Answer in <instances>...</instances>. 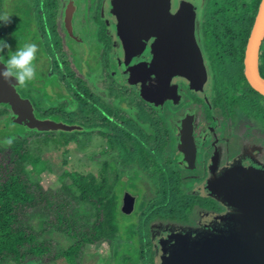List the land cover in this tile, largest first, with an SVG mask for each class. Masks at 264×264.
<instances>
[{
	"label": "rangeland",
	"instance_id": "374dc122",
	"mask_svg": "<svg viewBox=\"0 0 264 264\" xmlns=\"http://www.w3.org/2000/svg\"><path fill=\"white\" fill-rule=\"evenodd\" d=\"M58 1L59 0H56V3H58ZM204 1L205 0H203V2ZM75 2L77 4V10L73 16V28L75 32L83 37L84 41L82 44L75 43L67 36H60L59 34L53 33V31L49 32L42 24V21L44 20L43 18L34 15L31 19V0H4L3 6L1 7L2 11L7 12L10 16L15 8L22 13V18L31 19L30 22L33 24L34 28L43 29L44 31L42 37H38L37 44L35 43V38H30L29 33L31 30H26L19 35L18 32L12 28V24L8 23V26H11V28H9L10 30L7 32L8 35L6 36H9L10 40L13 36L22 37L20 39L22 42L18 43L15 47L13 42L10 43L12 52L13 50L18 49V47H23L26 43H35L39 48L37 59L35 61L37 66L36 78L29 82L27 86L17 85V91L20 92V94H25L26 97L29 98L34 104L35 112L38 111L39 113V111H42L49 106H61L63 112H50L43 116L47 115L49 116L48 118L52 120H60L65 123L76 124L82 127L80 130L72 131L58 129L52 131L53 133L48 136H44V134H42L43 136H29L27 140L29 150L39 148L40 151L37 154L41 157V160H46L48 163L47 166H39L46 167L41 174L32 172L30 176L31 179L38 180L43 189L54 191L59 188L60 180L69 181L67 176L62 177L63 171L65 170L78 171L81 173L88 172L99 175L98 173L103 164L107 165L109 168H116L118 167L116 164L120 165V160L122 161L123 156L127 158V160L124 161L128 162L130 160L129 153H120V149L129 148V146L132 148L140 147L137 138H140V142L150 141L148 138L150 133L147 134L145 130H150L154 125L153 120H157L158 124L161 126L163 125L162 127L168 131V137H171L172 144L171 141H169V143L162 148V152L164 153L165 159L172 162L180 172L179 187L183 193L195 192L198 194L196 190L199 187L203 192L214 194L218 191L220 196L226 197L228 195L227 193H231V191L227 190L228 186H231L232 188L239 187L238 184L234 185L229 181V178L234 174L236 175V177H234L235 179H240V175L242 174L251 175L252 177L255 176L254 178L256 181L264 183L263 173L254 175L247 168H242L238 165L226 167V169L222 170L220 176L217 177V180L213 177H209L207 180L200 182L194 180V176L195 173L202 172V168L200 169L195 165L193 166L191 164V161L193 160L184 155L183 158L180 157L184 165H177L174 162V159L176 158L174 157L173 122L175 121L176 114L178 115V113H181L184 107H190L188 105L189 103L186 102L190 101L192 105L197 103L199 109L206 112V115H209V105L207 104V101H210L211 97L214 99L215 94L218 92V94L221 95L224 94L225 91L228 92L230 89L232 90L234 88L233 84H223L224 77H222V83L207 81V84H197L198 82L195 81L197 83L194 84H197L199 87H194L196 88L195 91H191V88L186 91L185 89L181 90L177 88V85L168 88L169 85H163L156 76H145L144 78L139 79L138 75L130 74L128 71H125V74H123L118 67L106 62V53L108 50L105 52V46H109L107 43L110 44V37L108 33L104 34L100 28L102 24L105 25L106 17L110 14L106 11V8L104 7L105 5L100 2V0H75ZM208 2L221 3V0H209ZM214 8L215 7H212V4H208L205 9L202 10L201 15L205 20L209 17V14L213 12ZM26 11H29V17L27 16ZM99 13L100 16L98 15ZM101 14H103V16ZM211 16L212 15L210 14V17ZM55 21L56 19L54 20V23ZM48 23H50V21ZM50 24L52 25V22ZM207 30L208 34L213 33L212 26L207 27ZM202 47L204 50L206 49V51L209 49L212 50V44L208 38L205 40ZM8 55L9 50L7 52L4 50V53L1 54L4 63L7 62ZM54 59L56 60L55 62ZM77 78L83 79L87 88L88 86L93 87V85L96 84V86L103 89V91H101L102 93H100V91L99 93H96V90H92L90 92L92 93V96L90 95L86 101L84 100V108L81 103L74 99L75 96L73 95V92L76 89H73L74 87L70 84V80H75ZM244 83L245 82L240 80L238 82L239 86L234 88V90L238 88L237 92L239 93H235L237 96L226 94L225 97H219L216 100L212 99V104L215 106V111L213 110L214 116L216 115L219 119H223L221 117L222 112H224V116H231V119L223 120L225 124L224 134H228L227 142H229L228 145L231 149H233L234 144L240 143L236 137L241 140H245L246 138L251 141H256L252 133L251 135L248 134L247 136H244V128L249 123L248 119H250L254 128L264 132V98H257L254 94L247 91L241 96H238ZM174 93L177 94L178 99H175ZM110 96L119 97V99L124 101L130 107V111L134 112L135 119L134 115H122V112H118V115H114V120L109 117V120H106L101 116V118L99 117L100 119H95V115L99 116V114H101L100 111L107 106L110 107V109L114 108L113 110H116L117 107L120 111L119 106L115 107V104L108 101L109 99L107 97ZM242 96H244V98H241ZM184 100L185 102H183ZM174 104L175 106H173ZM141 106L147 107V110L139 109ZM123 111L126 113L125 109ZM44 112L46 113L47 111ZM198 112L200 115V111ZM8 114L10 113L8 112ZM4 116L0 117V119L2 120ZM84 118L88 120L82 122ZM208 118H212V116L209 115ZM236 119L239 120L240 127H235V124L233 125V123L237 122ZM213 123H215V121ZM88 125H92L94 128L89 130ZM216 126L220 128V122H217ZM26 127L27 126L23 124L2 120L0 123V139L12 137L13 135L16 136V134L19 135L20 133L24 134V132L27 131L30 133L28 130L29 127ZM237 131H240V133L244 132L243 136L238 137L236 135L233 137L232 135L237 134ZM125 139L126 142L123 143ZM114 143L119 144L117 146L119 153L118 156L112 149ZM143 150L145 149H142V153L145 154ZM149 157H151V153L149 154ZM137 162V160H131L130 165H133V168L137 167L139 166V164H136ZM135 169L140 168H134V171ZM210 169L212 170L213 168ZM110 170L106 169L108 178L111 177ZM134 171L122 170L121 175H119V180L117 181L118 193L121 192V190H126L137 197L135 208L131 214L127 215L123 212H119L115 218V225L117 228L116 237L118 238V241L116 240L112 243L111 240L106 239L102 240L98 245L86 244L78 264H136L138 262L139 244L141 242L139 237V234L141 233L139 224L143 217L141 210L145 206L147 198L151 195V192L149 190V185L147 186V183H145L146 181L141 178V173L136 174ZM60 177L62 179H60ZM212 186H216L215 189H213ZM217 186L224 189V191L222 192V190H218ZM231 187L229 189H231ZM219 199V202L223 204L225 203L223 201L225 199ZM227 202L229 205L234 204L233 202H229V200H227ZM195 203L196 207L200 206V202L195 201ZM194 208L195 207L193 206V208L187 210L186 216H179L182 219L178 222L189 219L191 220L193 219L192 217L198 219V213ZM167 218L170 217L164 216L150 219L148 222V228L150 229V223H161L162 225L171 221ZM173 222L175 221L173 220ZM182 225L183 228L184 223H182ZM186 231L187 230H183L181 233L185 234ZM188 231L190 230L188 229ZM173 234H175V232H173ZM149 240L150 250L152 256L156 258L155 264H157L159 260L158 254L161 251V247L164 244V241L169 239L166 238L162 240L161 237V240L158 239L156 241L154 238L152 240L149 238ZM157 242H159L160 249L159 246L157 247L156 245ZM49 264L69 263L63 260V258H60L54 263Z\"/></svg>",
	"mask_w": 264,
	"mask_h": 264
},
{
	"label": "trees",
	"instance_id": "16d2710c",
	"mask_svg": "<svg viewBox=\"0 0 264 264\" xmlns=\"http://www.w3.org/2000/svg\"><path fill=\"white\" fill-rule=\"evenodd\" d=\"M208 1L207 5L212 4V7H215L210 13L212 15L210 19L203 24L206 27L212 26L213 31L211 35L205 36L212 44V50L209 51V67L212 70L213 80L215 83H222V77H224L223 84H233L235 88L239 86L240 80L245 82L242 68L243 51L260 0H221V3ZM3 2L4 0H0V14L5 13L1 9ZM31 2L32 16L30 18L32 19L34 15L43 18L42 24L49 32L55 33L52 27L56 25L54 23L56 19L54 13H57L56 0H31ZM28 12L26 11V14L29 17ZM22 16V13L14 8L10 22L12 28L19 35L26 30H31L30 38H35V43L38 44L37 40L39 36L42 37L43 29L34 28L30 22L31 19H24ZM49 21L52 25L48 23ZM9 28L11 26L0 21V41H5L9 45L13 42L15 47L22 42L20 40L22 37L13 36L10 40L9 36H6ZM101 30L103 32V29ZM5 50L7 52L9 49ZM258 67L260 74L264 77V40L258 53ZM70 81L73 89H76L73 92L74 99L84 108V100L92 96V93L85 86L83 79L77 78ZM234 88L221 95L218 94L219 92L216 93L213 100L225 97L226 94L237 96L235 93L238 88L236 90ZM245 91L254 94L257 98L263 97L247 82L244 83L238 96ZM31 104L38 118H48L49 116L43 115L50 112H63L61 106H49L38 113V111L35 112L34 104L32 102ZM139 109L146 111L147 107L141 106ZM8 112L7 105L0 104V117L6 115L2 120H8L11 117V113L8 114ZM96 118L97 115H95ZM2 120L0 119V123ZM85 120L88 119L84 118L82 122ZM153 121V127L145 130L147 134L150 133L149 143L140 142V138H137L140 147L129 146V148L120 149V153H129L128 162L124 161L127 158L123 156L120 165L116 164L118 166L116 168H109L103 164L99 175L65 170L62 177L67 176L69 181L60 180L59 188L54 191L43 189L38 180L30 178L32 172L41 174L48 163L46 160H41L37 154L40 151L39 148L29 150L27 141L29 136H43L42 134L48 136L53 133L52 131L38 132L28 128L30 133L27 131L24 134L8 137L13 139L11 146H5L3 143L7 137L0 139V264H49L60 258L69 264H78L86 244L98 245L106 239L111 240L112 243L118 241L115 218L121 212V195L117 192V181L122 170L134 171L137 167L140 169H135L134 173H141V178L150 187L151 195L141 210L143 216L139 224L141 242L139 260L136 264H154L150 240L147 236V225L150 219L165 216L180 220L181 217L186 216V211L192 208L195 201L200 202L202 207L208 205L203 200L194 198V195L184 194L180 189V172L165 159L162 152L167 132L157 120ZM125 142L126 139L123 143ZM118 145L114 143L112 148L117 156L119 155ZM142 149L147 150H143L145 154L142 153ZM150 153L151 157H149ZM131 160H137L136 164L139 166L133 168V165H130ZM41 165L45 166L39 167ZM106 169H111L110 178Z\"/></svg>",
	"mask_w": 264,
	"mask_h": 264
},
{
	"label": "water",
	"instance_id": "95a60500",
	"mask_svg": "<svg viewBox=\"0 0 264 264\" xmlns=\"http://www.w3.org/2000/svg\"><path fill=\"white\" fill-rule=\"evenodd\" d=\"M200 2V1H199ZM198 0H107L109 25L119 43L118 56L129 73L155 75L163 85L173 80L207 81L198 37ZM74 0H64L62 21L72 38L71 17ZM264 40V0L255 11L242 57L243 75L249 86L264 97V77L258 67V53ZM0 58V68L4 67ZM13 83H16L13 79ZM18 84H8L0 77V104L8 107L9 122L23 124L38 132L58 129L80 130V125L38 118L28 97L20 95ZM193 115L186 114L181 124L179 150L194 155ZM230 181V180H229ZM234 184V183H232ZM255 188L227 187L231 193L221 196L237 204L240 210L234 223L217 231H186L169 235L174 241L162 245L157 264H264V183L252 182ZM231 187V189H229ZM224 194V193H223ZM226 194V193H225ZM121 212L129 215L135 196L125 191ZM228 224V223H225Z\"/></svg>",
	"mask_w": 264,
	"mask_h": 264
},
{
	"label": "flooded vegetation",
	"instance_id": "af4514ba",
	"mask_svg": "<svg viewBox=\"0 0 264 264\" xmlns=\"http://www.w3.org/2000/svg\"><path fill=\"white\" fill-rule=\"evenodd\" d=\"M100 2H102L105 5L104 7L106 8V11L110 13L107 0H100ZM198 2H199V7L197 9L196 21H197V26H198V37H199L201 48L203 51L204 49L202 46L204 45L205 40H206L205 36L208 34L207 27L203 26V24L206 22V20L209 19L210 16L206 18L205 20L204 17L201 15L202 10L205 9V7L207 6V0H205L204 2L203 0H198ZM74 6L75 7L73 9L72 17H71V27L72 28H73V16L77 10V4L75 0H74ZM63 7H64V0H59L57 3V7H56L57 13L56 14L54 13L55 18H56V21H55L56 25L54 24L52 27L55 31V34H59L60 36H67L70 39H72L75 43L82 44V42L84 41L83 37L80 36L77 32H75L74 28H73V34L77 37V39L72 38V36L68 33L67 29L64 28L63 21H62ZM98 15L100 16V13ZM101 15L103 16V14ZM106 18L107 19L105 20V23H104L105 25L102 24L100 27L101 29H103V33L104 34L108 33L110 37V44L107 43V45H109L110 47L109 46L107 47L104 45L106 48L105 52L106 50H108V52L106 53V62L108 64H113L115 67H118V69H120L123 72V74H125V71H127V69L123 67V64H122L123 60L120 59V57L118 56V52H117V50H119V43L114 39L113 30L112 28H110V25H109L110 14ZM210 50L211 49L206 51L205 49L202 54H204L203 58H204V62L206 64V68L208 70V75H209V78L207 81L214 82L213 74L211 72L212 70L209 67L210 66L209 65L210 63V58H209L210 52L209 51ZM0 58H1V54H0ZM146 76L153 77L155 75H146ZM207 81H197L198 82L197 83L195 81L190 82L184 79L183 80L177 79V80H173L169 84L168 88H172L177 85V88L181 90L185 89L186 91H188L189 88H191V91L192 90L195 91L196 88L194 87H197V88L199 87L197 84H201V83L205 84ZM245 82H247L246 79H245ZM194 83H197V84H194ZM93 87L88 86L90 92L92 90H96V93H99V91L100 93H102L101 92V90L103 91L102 88L96 86V84L93 85ZM174 97L175 99H178L177 94L175 93H174ZM107 98L109 99L108 101L115 104V107L119 106L120 111L117 107H116V110H113L114 108L110 109V107L107 106L105 109H102L103 111H100L101 114H99V116H97L96 119H99V117L101 116V117H104L106 120H109L107 117L109 116V118H113L114 120V115H118L117 114L118 112L119 113L122 112V115L123 114L132 115V116L134 115V112L130 111V107L118 97L110 96ZM212 99L213 98L211 97L210 101H207V104L209 105V109H208L209 115L212 116V118H208L209 115H206V112L200 110L197 103L192 105L190 101H186L187 103H189L188 105L190 107H184L181 113H178V115L176 114L175 121L173 122V126H174L173 128L174 143L173 144H174V152H175L174 157L176 158L174 159V162L177 165L179 164L184 165L182 163L181 158H183L185 154L183 155L179 150V135L182 134L181 124L183 122V119L186 117V114L191 113L193 115V119H192L193 130H192L191 135H192L193 144H194L193 152L195 153L194 155L186 154V156L190 158L191 160H193L191 161V164L193 166L195 165L196 167L200 169L202 168V172H199L197 174L195 173L194 180L203 182L207 180L209 177H213L215 180H217V177L220 176V173H222V170L226 169V167L231 166V165H238L239 167L247 168L254 175H257V174L259 175L261 173L264 174V132H261L260 130L254 128L252 126V123L250 122V119L247 118L249 120V123L244 128V131H245L244 136H247L248 134L251 135L252 133L254 135V139H256L257 142L254 140L251 141L246 138L245 140H241L240 138L236 137V139H238L240 143L234 144L233 149H231L228 145L229 142H227L228 134L226 133L224 134L225 124L223 122V120L225 119L226 120L231 119L230 118L231 116L229 115L224 116L225 115L223 114L224 112L221 113L222 115L221 117L223 119H219V117H217L216 115L214 116L213 110L215 106L212 104V101H213ZM180 102L183 103L185 102V100L183 102L182 101ZM173 106H175V104ZM124 109L126 113H124L123 111ZM198 111H200V115ZM134 119H135V115H134ZM214 121L215 123H213ZM236 121L237 122L233 123V125L235 124V127H238L239 120L236 119ZM217 122H220V128L216 126ZM221 123H222V126H221ZM91 128L93 129L94 126L88 125V129L90 130ZM166 132L167 134H166L162 148H164L169 143V141H171V144H172L171 137H168V131ZM236 133L237 134H233L232 136L235 137L237 135L238 137H241L243 136L244 132L240 133V131H237ZM163 156H164V153H163ZM210 168H213V169L211 170ZM240 176H241L240 179L238 178L235 179L234 177H236V175L235 174L232 175L229 178L230 183H234V185L238 184L239 187L249 186V188H255L254 187L255 185L252 184V182L255 181V178H254L255 176L252 177L251 175H243V174ZM215 187L216 186H212L213 189H215ZM217 189L220 191L222 190V192L224 191V189L220 188L219 186H217ZM125 191L126 190H121L120 192V195H121L120 206L122 204V197H123L122 194ZM196 192H198V194H196L195 192H185V193L194 195L196 199L203 200L208 205L206 208L202 207L201 205L196 207L195 206L196 203L192 205V208L193 206L195 207L194 210L198 213L199 218L196 219L195 217H192L193 219L191 220L189 219V220H185L182 222H178L180 220H176V219L174 220L172 217H170L167 219L171 221H168L167 223H164L162 225L161 223H150V229L148 228L147 235L149 236L151 240L153 238L154 240L156 239V241L158 239L161 240V237H162V240L168 238L169 240H165L163 244V246L166 247L174 241V239H172V237L169 238V235H168V234L170 235L173 234V232L180 234L181 231L182 232L183 230L188 231V229L190 231H196V232H199L200 230H204V229L211 230V231H217L223 227H226L227 225L229 226L232 223H234V219L232 218L237 216V214L239 215L240 213V210L238 209L237 204L229 205V203L225 200H223L225 202L224 204L219 202L218 199L220 198L222 200V198L220 194L218 193V191H216L214 194L213 193L209 194L208 192H203L201 188L198 187ZM130 194L133 195V193H130ZM134 196H135V204H136L137 197L136 195ZM173 220L175 222H173ZM182 223H184L183 228H182L183 226ZM225 223H228V224H225ZM158 243L159 242H157L156 245L157 247L159 246V249H160V245ZM155 260L156 258L153 257L154 264H155Z\"/></svg>",
	"mask_w": 264,
	"mask_h": 264
},
{
	"label": "clouds",
	"instance_id": "9594fccd",
	"mask_svg": "<svg viewBox=\"0 0 264 264\" xmlns=\"http://www.w3.org/2000/svg\"><path fill=\"white\" fill-rule=\"evenodd\" d=\"M0 21L4 24L11 22V16L5 12L0 14ZM5 49H9V55L3 68H0V77L12 85L18 84L21 86H27V84L33 81L37 76V52L39 51L38 45L35 43H26L23 47H18L15 52L11 51V46L5 42L0 41V54L4 53ZM13 79L16 83H13ZM5 146H11L13 143L12 138H7L3 141Z\"/></svg>",
	"mask_w": 264,
	"mask_h": 264
}]
</instances>
